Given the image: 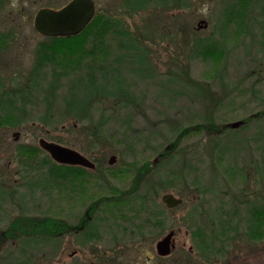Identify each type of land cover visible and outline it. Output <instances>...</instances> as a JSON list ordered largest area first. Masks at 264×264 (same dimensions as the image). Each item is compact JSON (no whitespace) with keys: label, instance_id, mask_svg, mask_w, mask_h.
I'll list each match as a JSON object with an SVG mask.
<instances>
[{"label":"rangeland","instance_id":"rangeland-1","mask_svg":"<svg viewBox=\"0 0 264 264\" xmlns=\"http://www.w3.org/2000/svg\"><path fill=\"white\" fill-rule=\"evenodd\" d=\"M67 1L17 0L13 7V0H0V84L18 85V79L23 82L31 68L35 47L45 37L33 25L37 9L58 8ZM94 1L95 12L113 14L133 31L138 26L148 33L144 46L158 74L136 83L144 94L142 101L131 107L132 131L138 137L115 125L111 136L95 140L64 116L60 97L48 125L33 119L19 125L1 121L0 188L5 192L0 198V264L5 248L11 249L4 259L8 264H18L24 256L29 260L26 264H69L94 258L90 250L69 258L68 252L79 246L94 250L128 247L125 258L135 255L137 263L175 264L155 257L157 240L173 230L172 256L180 246L194 248L205 241L203 233L215 228L212 212L217 210L236 229L214 239V246H227L223 258L233 263L264 264V238L251 241L246 237L249 215L244 201H264V124L252 118L264 110V10L257 5L249 7L255 23V35L250 38L240 24L218 28L228 0H169L168 5L157 0V6L155 0H149L142 10L131 8L128 0ZM200 20H205L206 27ZM195 39L212 42L211 52L191 56ZM223 70L230 81L228 87L218 79L212 81V76ZM175 73L189 74L202 85L198 91L203 92L201 100L192 88L179 96L172 93L168 82L163 85L165 76ZM255 81L260 97L250 88ZM42 107L35 106L30 117L40 115ZM203 114L211 116L225 132L219 135L213 126L210 132L191 129L178 134L181 127L196 128ZM236 121L238 124L232 125ZM39 138L74 148L97 167H83L84 176L73 180H50L48 165H39L44 156L50 158L39 146ZM217 140L221 151L209 144ZM174 141H178L176 145ZM111 155L115 159L108 163ZM137 188H148L145 202L130 199ZM165 193H173L182 202L167 207L162 201ZM19 217L58 220L63 228L48 241L23 248V237L7 238L5 231L8 223ZM82 222L94 223L90 241L80 229L75 233L74 226ZM82 241L85 243L80 244ZM142 248H151L152 253Z\"/></svg>","mask_w":264,"mask_h":264},{"label":"trees","instance_id":"trees-1","mask_svg":"<svg viewBox=\"0 0 264 264\" xmlns=\"http://www.w3.org/2000/svg\"><path fill=\"white\" fill-rule=\"evenodd\" d=\"M147 1L149 0H128L131 2V8L135 10L145 9ZM155 1L154 5L157 6V0ZM168 2L169 0H160V5H168ZM252 5H257L260 10H264V0H228L223 10V17L219 19L218 28L221 30L229 23H236L240 24L241 28L244 27L248 34L250 33V38L254 37L252 27L255 23L251 22L249 10ZM144 35H148L146 28L142 30L137 26L133 31L117 16L95 12L90 22L77 34L45 36L43 41L35 47V59L26 73L25 80L21 82L18 79V85L14 86L0 84V122L8 119L11 125H19L33 119L48 125L53 113V105L60 97L64 116L81 125L86 134L94 137L95 140L107 139L111 136L115 125L122 127L123 133H135L132 131L134 126L131 107L142 101L141 97L144 96L138 91L136 83L151 80L158 74L144 46ZM211 44L212 42L204 43L195 39L192 42L190 55L197 56L204 52L208 54L212 50ZM218 73L212 76V81L218 79L219 83L222 82V86L228 87L230 81L225 71ZM164 82H168L172 87L173 94L181 96L192 88L196 91V96L200 100L202 98L201 93L203 92H198L202 85L192 79L189 74H168L163 79V85ZM160 83L162 85V80ZM250 88L260 97L256 81L251 83ZM38 104L43 106L41 114L38 116L32 114L30 117V112L35 111L34 108ZM263 113L264 110H261L252 118L264 124ZM197 120L200 124L196 128L190 125L181 127L178 134L185 135L186 131L191 129L193 132L209 129L210 132L213 126H217V134L225 132L224 128H219L209 115L203 114ZM135 134L137 138L138 133ZM177 142L174 141L173 145ZM209 144L212 149L222 150L219 148L220 140L211 141ZM178 149L177 147L176 151ZM174 157L175 153L169 159ZM39 162V165L44 166L45 163L48 165V179L73 180L76 176H84V169L79 165L69 166L47 156L41 158ZM137 190L138 188L133 191L130 199L145 202L147 200L145 193H149L148 188L143 191L142 189ZM2 192L5 191L0 188V198H3ZM244 201L249 215L248 237L255 238L257 235L264 237V201L260 204L256 201ZM223 218L225 216L220 215L219 210L212 212L213 222L216 221L215 228L212 230L215 232L214 237L218 240L220 236L225 237L230 230H236L227 221L228 219ZM31 220V218L22 219L20 217L11 220L5 229L6 237H23L22 246L26 248L30 244L35 246L44 240L48 241L52 234H56L63 228L58 220L54 221L49 218ZM91 225L94 227L93 222L88 224V226ZM197 227L202 230L199 226ZM82 234L86 240H90L88 238L94 234V231L85 229ZM213 244L211 243L212 246ZM19 253L23 255L22 252L19 251ZM8 255H11V252ZM24 257L22 260L18 259V264L29 263L28 258Z\"/></svg>","mask_w":264,"mask_h":264},{"label":"water","instance_id":"water-1","mask_svg":"<svg viewBox=\"0 0 264 264\" xmlns=\"http://www.w3.org/2000/svg\"><path fill=\"white\" fill-rule=\"evenodd\" d=\"M94 13V0H69L59 8H39L34 15L33 24L35 29L42 35L69 36L82 31L90 22ZM199 23H203L202 27L207 25L205 20H200ZM237 124V121L232 123V125ZM38 144L57 162L77 164L89 168L95 166L90 159L74 148L44 138H39ZM114 159L115 156L111 155L108 163H112ZM162 200L167 206H174L180 203L182 199L176 197L173 193H165ZM173 234V230H170L157 240L156 248L159 253L167 254L170 252L173 246L171 243Z\"/></svg>","mask_w":264,"mask_h":264},{"label":"flooded vegetation","instance_id":"flooded-vegetation-1","mask_svg":"<svg viewBox=\"0 0 264 264\" xmlns=\"http://www.w3.org/2000/svg\"><path fill=\"white\" fill-rule=\"evenodd\" d=\"M68 165L69 166H77V164H68ZM165 205L167 206L166 203H165ZM167 207H169V206H167ZM172 207H169V208H172ZM193 208H195V213L196 212H197V214L200 213V211L197 210L195 206ZM74 227L76 229L75 233H77L79 231V230L77 231V228H78V229H80V231H81L80 234L82 236H84L82 233L84 232L85 229H87L88 231H94V234H95V230H96L95 227H93L92 225L88 226L85 222H82L80 225L74 226ZM69 228L72 229L71 224H70ZM202 235H205V241H203V242L199 241L197 243V246H195L194 248L193 247L185 248L184 246H180L177 248L178 253L174 256H172L173 255L172 253H173V250L175 249V240L172 236L171 243L173 244V246L171 247L170 252L167 254L159 253L157 248H156V244H155V251H156L155 257L157 256L156 258L159 260L171 259V260L175 261L174 262L175 264H246V263H240L241 261L233 263V262H231L230 259H228V257L223 258V256L227 252V246H225L224 244L222 246H218V247L214 246L215 241L217 239L214 237L215 232L213 230H207V232L203 233ZM246 237L251 241L252 240L259 241V240L264 238L260 235L259 236L257 235V237L252 238V237H248V234L246 235ZM214 239H215V241H214ZM86 241H88V240H86ZM83 243H85V242L84 241L80 242V244H83ZM211 243H214L213 246L211 245ZM126 248H128V247H124V248L123 247H103V248H96L94 250V249H90V248L85 249L84 246H79V247L72 249V251L68 252L67 256L72 259V255H76V254L86 255L87 250H90V251H93L92 254H93L94 258L89 259L88 262L87 261L83 262L81 260V261L73 263L72 261H70L71 263H69V264H146L145 262H140V263L135 262V255L133 256V258L126 259L125 257L127 255H129L127 252H125ZM56 249L57 248L53 247V250L56 251ZM5 250H6V252L1 257V264H8V263H4V259H6L7 255L9 254V251L11 249L5 248ZM142 250L144 252L152 253L151 248H142ZM216 259L219 261L217 262ZM227 259H228V261H227ZM161 264H162V262H161Z\"/></svg>","mask_w":264,"mask_h":264},{"label":"clouds","instance_id":"clouds-1","mask_svg":"<svg viewBox=\"0 0 264 264\" xmlns=\"http://www.w3.org/2000/svg\"><path fill=\"white\" fill-rule=\"evenodd\" d=\"M17 4V0H13V7H15Z\"/></svg>","mask_w":264,"mask_h":264}]
</instances>
